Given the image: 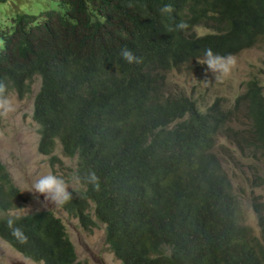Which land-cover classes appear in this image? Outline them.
<instances>
[{
    "label": "trees",
    "instance_id": "1",
    "mask_svg": "<svg viewBox=\"0 0 264 264\" xmlns=\"http://www.w3.org/2000/svg\"><path fill=\"white\" fill-rule=\"evenodd\" d=\"M53 1L57 8L21 12L10 30L0 27V82L4 97L23 99L40 77L38 152L51 165L60 163L56 148L75 158L73 198L60 207L90 230L91 201L122 264H264V200L249 202L255 234L220 144L228 136L238 146L250 187L264 184L256 167L264 163L263 88L252 76L230 108L219 98L200 108L171 91L167 77L199 67L206 49L230 56L264 38V0ZM165 5L170 12L160 11ZM206 24L214 30L198 34ZM124 48L140 62L124 61ZM244 104L249 125L235 128L232 109ZM24 200L0 160V212ZM0 239L35 262L80 264L50 209L0 214Z\"/></svg>",
    "mask_w": 264,
    "mask_h": 264
},
{
    "label": "rangeland",
    "instance_id": "2",
    "mask_svg": "<svg viewBox=\"0 0 264 264\" xmlns=\"http://www.w3.org/2000/svg\"><path fill=\"white\" fill-rule=\"evenodd\" d=\"M50 7L57 8L56 2L53 0H0V27L7 26L10 30L12 17L17 16L18 13L40 14L43 9ZM196 30L198 34H202L212 30V27L207 24L199 25ZM0 47H2V41H0ZM231 57L234 58L235 65L227 74L218 73L216 77L203 64L205 59L201 60L199 67H181L171 70L167 75L170 90L196 100L200 108L207 107L216 98L220 99L219 103L222 107L230 108L235 97L242 92L244 82L249 77L255 76L264 94V38L254 46L243 49ZM40 83V77L36 76L31 84L30 92L23 99H18L15 92H10L6 98L11 102L13 110L7 115H0V160L6 165L13 182L25 197L22 205L14 206L0 214L20 215L41 209H51L60 217L80 264H122L105 243L102 224L98 228H92L91 231L84 230L74 217L69 216L60 207L45 201L42 194L26 190L38 176L48 173L64 178L71 187L77 184L72 173L75 167L74 157L62 155L56 148L52 154L57 156L60 163L51 165L50 155L46 156L38 152V125L32 119V111L33 99L39 90ZM249 121L245 104L243 108L237 106L236 109H232L231 122L235 128L246 127ZM220 144L231 162L233 189L239 193L243 222L248 224L255 234H258L256 215L249 202L256 195L264 200V184L259 187L257 185L250 187L251 180L246 178V168H241L239 164L241 151L238 146L232 143L228 136H222ZM56 145L59 146L58 143ZM260 159L256 162L258 171L262 166L264 167ZM25 207L29 208L30 212ZM0 264L42 263L32 261L0 239Z\"/></svg>",
    "mask_w": 264,
    "mask_h": 264
},
{
    "label": "clouds",
    "instance_id": "3",
    "mask_svg": "<svg viewBox=\"0 0 264 264\" xmlns=\"http://www.w3.org/2000/svg\"><path fill=\"white\" fill-rule=\"evenodd\" d=\"M160 11L163 12V13L170 12L171 11V7L169 5H165L164 7H162L160 9ZM209 26H211V25H209ZM178 27L179 28H185L186 25L181 23V24L178 25ZM212 30H214V27H212ZM254 45H252V46H254ZM252 46H250V47H252ZM119 55L128 64H133V63H139L140 62V58L137 57L128 48L121 49ZM232 55H235V54H232ZM232 55L223 56V55H219V54L214 53L211 49H206L205 50V54L203 56V59H205L203 64L207 66V70H209L213 74H215V77H216V74H218V73L219 74H227L231 70V68L235 65V60H234L233 57H231ZM4 92H5V85L2 82H0V115H7L10 111L13 110L11 102L6 97H4V95H3ZM263 165H264V163H263ZM88 179H89L90 183H94L97 180V177H96L94 172H90L88 174ZM97 187H98V185H97ZM69 189H71V186H70L68 181H66L62 177H58V176H56L54 174L48 173V174H43V175L38 176L35 179V181L32 183L31 187L26 189V190L34 192V193L42 194L44 199H45V201L50 202V203L54 204L57 207H60V206H63L64 204H66L67 202H69L73 198V191L72 190L70 191ZM89 206H90V208L88 209L89 215H90L91 219L93 221H95L96 224L92 225L90 230H87V231H91L92 228H98L100 224L103 225V229H104L105 228V223L103 221L99 220L98 218H96V216L94 215L93 210H92V202L91 201H89ZM25 208L30 212L29 208H27V207H25ZM69 216H71V215H69ZM71 217H74L77 220V218L75 216H71ZM77 222H78V220H77ZM12 223H13V221L9 220V224L11 225ZM78 224L80 225L79 222H78ZM80 227H81V225H80ZM63 228H64V225H63ZM82 229H84V228H82ZM84 230H86V229H84ZM14 234H16L18 236H23V233H22V231L19 228L14 229ZM67 238H68V236H67ZM68 240H69V238H68ZM70 243L72 244L71 241H70ZM72 247H73V244H72ZM73 251H74V247H73ZM74 254H75V251H74ZM75 257H76V255H75ZM40 263H42V262L40 261Z\"/></svg>",
    "mask_w": 264,
    "mask_h": 264
}]
</instances>
